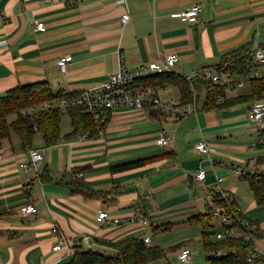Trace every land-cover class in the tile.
Here are the masks:
<instances>
[{"label":"crops","instance_id":"crops-1","mask_svg":"<svg viewBox=\"0 0 264 264\" xmlns=\"http://www.w3.org/2000/svg\"><path fill=\"white\" fill-rule=\"evenodd\" d=\"M196 4L203 8L198 22L182 21L180 14ZM34 21L44 30H35ZM247 45L264 46V0H0V97L19 85L41 81L49 82L54 94L82 93L108 81L122 64L138 69L171 55L180 58L171 73L183 79L219 65ZM62 57L70 58L66 73L58 66ZM155 90L164 102H182L176 84ZM250 91L246 82L227 96ZM206 94L200 90L198 112L184 119L151 108H121L112 111L98 137L68 139L71 124L68 131L60 127L61 138L54 146L47 147L44 139L36 146L34 140L33 149L45 155L41 181L25 169L30 150L12 131L0 146V264H69L82 249L106 253L113 250L108 242L147 236L154 238L149 246L165 252L147 264H208V253L197 248L198 243L203 248L202 227L188 219L208 213L215 206L208 196L219 190L235 198L246 220L259 224L263 234L257 244L264 248V218L252 220L251 211H244L257 204L249 184L231 170L246 166L251 158L264 159V149L250 146L264 135V119L249 126L253 102L203 110ZM162 131L170 136L165 147L158 144ZM201 142L209 153L196 149ZM142 159L149 160L140 168L111 170ZM200 170L205 173L202 181L196 179ZM73 172L88 184L90 194L68 186ZM28 204L39 213L26 215ZM100 211L108 213L111 223H97ZM138 211L144 212V223L130 221ZM114 219L120 220L116 226ZM88 234L92 238L86 242ZM62 237L69 241L70 252L54 250ZM186 247L193 255L182 263L179 254Z\"/></svg>","mask_w":264,"mask_h":264},{"label":"trees","instance_id":"trees-1","mask_svg":"<svg viewBox=\"0 0 264 264\" xmlns=\"http://www.w3.org/2000/svg\"><path fill=\"white\" fill-rule=\"evenodd\" d=\"M250 45L244 46L234 52L226 55L218 65L226 71L231 77L242 76L250 84L251 91L248 95L237 97H228L226 85L216 84L204 78H195L192 84L200 90H206L205 99H202V109L211 111L230 107L235 104L253 102L261 103L264 99V77L249 79L255 65L253 61V51ZM176 84L181 89L182 104L192 100V84L185 78L181 79L171 72L152 75L137 82L138 86L145 88H159L165 84ZM82 93H65L63 91L54 94L47 81L32 83L29 85H19L7 92V95L0 97V146L4 139L9 138L12 131L16 132L26 150H33V143L37 133H41L47 147L54 146L61 138L60 125L64 114H68L71 119L73 131L66 137L75 138L79 134H84L88 138L98 137L104 134L112 111H108V119L104 122L97 123L94 117L83 111L80 106L70 107L66 113H62L60 108H53L48 111H41L37 115L23 116L22 112L35 106H41L45 103H61L62 101L71 102L79 98ZM223 97V102L219 98ZM16 116V120L9 122V118ZM35 127L38 130H35ZM262 148V147H260ZM149 159L136 160L116 165L111 168L113 173H122L144 166ZM259 164L264 165V159L258 157ZM44 169L41 174L37 175L40 181L44 177ZM249 184L250 191L258 206L264 205V177L258 174H249L239 177ZM74 192L90 194V188L87 183L78 178V172H73V181L68 183ZM232 196V195H231ZM213 201L216 205L225 207L228 214L235 219V223L230 227L243 233V222L247 221L239 208L238 202L228 201L222 197L220 191L212 192L208 196V202ZM208 213H199L188 219L192 226L202 227V245L208 253V264H261L264 260L257 256L252 262L250 261L252 243L246 241L243 237H227L224 240L217 238V233L225 231L229 227H221L222 230L215 232L213 216L211 215L212 207ZM240 220V222L238 221ZM255 224L260 236L263 232L257 222ZM114 250L112 255L105 252L95 251L93 249H82L74 254L73 260L69 264H147L164 257L165 252L159 247H152L145 243L141 238H127L118 242H108ZM222 252L220 258L213 255Z\"/></svg>","mask_w":264,"mask_h":264},{"label":"built area","instance_id":"built-area-1","mask_svg":"<svg viewBox=\"0 0 264 264\" xmlns=\"http://www.w3.org/2000/svg\"><path fill=\"white\" fill-rule=\"evenodd\" d=\"M74 2V1H73ZM203 10L200 4H196L180 14L182 21L188 24H196L199 20L201 11ZM129 20V14H125L122 17V22L126 24ZM35 30H44L37 21L32 23ZM254 69L250 74L249 79H257L261 77V72L258 66L264 65V46L258 45L253 51ZM180 58L177 55L168 56L164 61L153 62L146 64L138 69H128L125 65H121L118 71L112 74L108 81L103 82L95 87L86 89L82 92L79 98L74 99L71 102L62 101L61 103H45L41 106H35L29 110L23 111V116L37 115L39 112L45 110H51L53 108H60L62 113H66L70 107L80 106L83 111L91 114L97 123L104 122L108 119V111H113L121 108H133L136 110H144L151 108L159 112L167 114L170 118L180 120L186 118L188 115L196 114L199 106V92L197 88L192 84L195 78H204L210 80L216 84H223L227 86L228 90H232L235 87L245 86L247 80L235 82L233 77L226 71L222 70L218 65L207 66L199 69L190 77L185 78L192 84V100L182 104L176 101L164 102L156 95L155 88H145L138 86L137 82L152 75L161 74L165 72H172L173 68L179 64ZM70 63L69 57H62L58 60V66L62 73L68 71ZM224 98L220 97L219 102H223ZM264 119V104L256 103L252 105L249 121L254 124H260ZM37 131L38 128L35 127ZM78 140H84L88 137L84 134L78 135ZM92 138V137H91ZM170 143V136L167 131H162L158 138V144L161 147H165ZM254 147L264 148V135L258 138V141L254 144ZM196 149L202 153H209V149L205 142H201L196 146ZM31 162L25 166L28 172H34L36 175L41 174L43 171V164L45 162V155L39 149H33L30 151ZM224 163V162H223ZM225 165V164H222ZM231 170L238 176H246L249 174H258L264 177V165L259 164L257 157L251 158L247 165L244 167H232ZM205 173L200 170L196 173L197 180H204ZM220 191V190H219ZM222 197L228 201H233V197L228 192H222ZM26 215H37L39 209L34 204H28L24 208ZM213 217H219L222 222V227H229L225 231L217 233V238L224 240L229 237H243L246 241L252 243V250L250 261L252 262L257 256H260L264 260V248H260L257 244L259 239L257 229L258 227L251 223L249 220L243 222V233L230 226L235 223V219L232 218L225 207H221L215 204L211 210ZM131 222H145V214L142 211H138L130 216ZM240 222V220H238ZM97 223L100 226L111 223V219L106 211H100L97 216ZM120 223L119 219H114L113 224L116 226ZM58 229V228H57ZM58 231V230H57ZM90 234L84 237L86 242L91 240ZM154 238L147 236L144 241L146 244H150ZM67 249L71 251V245L69 241L62 237L60 241L54 246L55 251H62ZM193 252L190 248H183L179 254V259L182 263H189L192 259ZM222 252L214 253L215 258H220Z\"/></svg>","mask_w":264,"mask_h":264},{"label":"rangeland","instance_id":"rangeland-1","mask_svg":"<svg viewBox=\"0 0 264 264\" xmlns=\"http://www.w3.org/2000/svg\"><path fill=\"white\" fill-rule=\"evenodd\" d=\"M258 69H260V70H262V71H264V65L263 66H261V67H259ZM165 94H168V91H165L164 92ZM170 95V94H169ZM166 96H168V95H164V97H166ZM170 97H172V96H170ZM13 119H14V117H11L10 118V120L11 121H13ZM245 122H247V120H245ZM248 124H249V126H254V125H257V124H252V122H248ZM60 127L62 128V131H68V130H70V128H71V121H70V117H69V115L68 114H64L63 116H62V119H61V125H60ZM250 135L252 136V137H254L255 136V134H254V132L253 133H248V134H246V136H247V138H250ZM251 137V138H252ZM43 136H42V134L41 133H37V135H36V139H35V145L36 146H39L40 144H43ZM251 139H249V141H250ZM252 141V140H251ZM253 142V141H252ZM247 143V142H246ZM251 143V142H250ZM252 144H253V146H252ZM247 145V144H246ZM250 145V144H249ZM250 146H252V149L253 150H260V149H264V148H260V147H254V143H251V145ZM43 150H41V152H42ZM233 172V171H232ZM248 198H249V196H247L246 197V201L248 200ZM244 199V198H243ZM211 204L212 205H214L215 203L213 202V201H211ZM244 211H251V213H250V219H252V220H259L260 221V219L261 218H264V207H261V209L256 205V206H254V207H252V208H250V207H246L245 209H244ZM213 224H214V226H215V232L217 231H220V230H222V222H221V220H220V218L219 217H213ZM196 244V243H195ZM202 247H203V245H202ZM197 248H199V249H204V248H201V245L198 243L197 244ZM201 252V256L203 255V257L205 256V254H204V252L203 251H200ZM106 253L108 254V255H112L113 253H114V251L113 250H110V251H106Z\"/></svg>","mask_w":264,"mask_h":264},{"label":"bare ground","instance_id":"bare-ground-1","mask_svg":"<svg viewBox=\"0 0 264 264\" xmlns=\"http://www.w3.org/2000/svg\"><path fill=\"white\" fill-rule=\"evenodd\" d=\"M157 91V90H156ZM157 93V92H156ZM157 95V94H156ZM158 96V95H157Z\"/></svg>","mask_w":264,"mask_h":264}]
</instances>
